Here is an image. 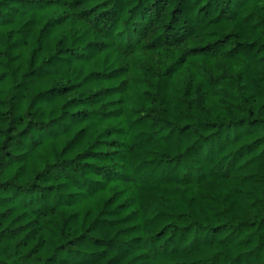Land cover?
<instances>
[{
    "label": "trees",
    "instance_id": "trees-1",
    "mask_svg": "<svg viewBox=\"0 0 264 264\" xmlns=\"http://www.w3.org/2000/svg\"><path fill=\"white\" fill-rule=\"evenodd\" d=\"M0 264H264V0H0Z\"/></svg>",
    "mask_w": 264,
    "mask_h": 264
},
{
    "label": "rangeland",
    "instance_id": "rangeland-1",
    "mask_svg": "<svg viewBox=\"0 0 264 264\" xmlns=\"http://www.w3.org/2000/svg\"><path fill=\"white\" fill-rule=\"evenodd\" d=\"M147 57H150L152 59V61H156L155 59H157V57L156 56H153V55L147 56Z\"/></svg>",
    "mask_w": 264,
    "mask_h": 264
}]
</instances>
